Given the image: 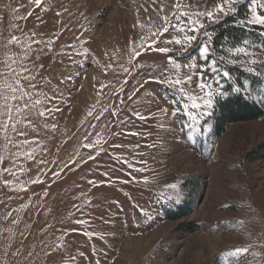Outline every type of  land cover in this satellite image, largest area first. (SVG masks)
<instances>
[{"label":"rangeland","instance_id":"1","mask_svg":"<svg viewBox=\"0 0 264 264\" xmlns=\"http://www.w3.org/2000/svg\"><path fill=\"white\" fill-rule=\"evenodd\" d=\"M163 2L164 13L160 0H0V72L8 71L9 58L17 71L26 66L35 88L22 81L25 99L41 101L14 113L26 133H9L19 147L5 146L0 132V172L15 173L0 174V264H264V157H247L264 143V115L231 124L216 138L218 98L197 131L159 111H171L160 84L141 87L165 69L171 73L169 59L181 75L195 71L185 65H203L204 31L233 12L202 18L187 50L148 48L175 0ZM185 3L207 12L223 0ZM12 36L22 46L9 44ZM232 58L219 67L244 70L227 62ZM251 98L264 111V89ZM46 108L60 110L39 116ZM181 206L188 214L173 219ZM235 247L249 251L238 260L223 255Z\"/></svg>","mask_w":264,"mask_h":264},{"label":"snow or ice","instance_id":"2","mask_svg":"<svg viewBox=\"0 0 264 264\" xmlns=\"http://www.w3.org/2000/svg\"><path fill=\"white\" fill-rule=\"evenodd\" d=\"M36 4L39 5L41 0H35ZM241 2V0H223V3L217 4L215 11H201L193 10L191 3H185V0H175V3L171 6V11L160 17L161 25L158 27V31L154 33L156 37L151 44H148V48H152L153 45L157 43L164 44H176L182 49L187 50V48L196 41L200 35L201 29L204 28L203 19L206 17L209 20H215L217 15H228L230 12H235L236 8L234 5ZM167 5L160 0L159 12L164 13ZM249 16L245 17L243 20L239 21L241 27L249 25H260L264 26V0H248L247 4ZM59 15V13L57 14ZM172 34L170 39L161 40L165 34ZM205 37V42L199 46V59L204 61L203 65L199 67L196 64L185 65L189 69H195V71H190L187 74L181 75L176 69L181 66L178 63H174L169 59V63L173 65L171 73L168 69L162 71L159 76L153 77L151 80L145 81L141 87H144L148 83H157L165 90L164 93L160 94V98L166 100L169 105H171V111L168 107L160 108L159 111L164 115H171L173 118H182V123L185 127L193 130H199L200 121L205 115L208 114V110L212 107L215 99L219 98L221 95L226 93L222 89L221 81L223 79L230 78V71L222 70L219 67L221 62H225V57L221 56L220 61L216 59H211V45L212 37L205 30L203 33ZM264 35V32L260 33ZM9 44H21V41L16 36H12L8 41ZM243 46H239V45ZM22 46V44H21ZM254 49V50H252ZM30 50V49H29ZM160 53H167L169 49L167 47H159L156 49ZM227 52L233 57L227 60L228 63L233 66L241 65L244 70L249 73L251 81L254 85H261L264 87V59L260 56H264V41H261L259 45H255L244 39L243 41L237 40L236 44L231 48L227 49ZM260 53V56L257 55ZM135 55L138 57L141 53L136 52ZM244 59L241 60L240 58ZM10 63L5 61V67L8 69L7 72H0V76L5 77L3 84L0 85V132L4 134L5 146L8 143H12L14 147H19L15 141L10 137L9 133L15 132L17 135L24 136L25 132L17 128V124L20 123L16 119L14 113L19 114L24 109H31L36 107L41 103L40 100H36L34 103L29 104L26 97L30 98L29 92L25 89V85L22 81H28V87L35 88V85L31 83L35 77L31 76L30 69L26 66L21 65L20 71H17L12 65L16 64L15 59L9 58ZM24 73H29V75H24ZM207 73V75H206ZM11 77L12 82L10 83L8 77ZM249 81L246 79L238 87H233L232 91L237 95L242 92L246 93L248 91ZM152 95L153 93H149ZM242 98L250 99L249 96H243ZM45 99H50L45 94ZM14 102V103H13ZM59 108L45 109L44 111H39V116L43 117L45 112L52 114L54 111H59ZM113 115H116L114 112ZM137 118L140 120L148 119V117L140 116L136 114ZM123 123V121L121 122ZM56 125L53 124L52 128L55 129ZM138 133L130 132L128 135L135 136ZM21 143H29L25 140ZM99 144V141L96 142ZM93 145H85V147H92ZM121 145H116L120 147ZM98 154V153H97ZM28 159H34L31 152L25 153ZM90 159H95L94 156H90ZM5 157L0 156V163H3ZM44 163V161H41ZM125 163H128L125 161ZM128 168L133 171H142V169H137L133 164L128 163ZM4 172L9 175H15L8 168H4L0 174ZM58 173H53L57 175ZM130 180L126 182H132L136 178L132 175V172L128 173ZM43 181H33V183H42ZM5 185L11 184V181L5 180ZM89 183H94L89 181ZM26 190V189H24ZM118 203V202H117ZM227 207H232L228 205ZM15 222V221H14ZM78 223H83V221H77ZM228 223H243L242 221H230ZM249 249L247 247H235L231 251L223 253L226 257H235L237 260L243 255L247 254Z\"/></svg>","mask_w":264,"mask_h":264},{"label":"trees","instance_id":"3","mask_svg":"<svg viewBox=\"0 0 264 264\" xmlns=\"http://www.w3.org/2000/svg\"><path fill=\"white\" fill-rule=\"evenodd\" d=\"M248 1L236 7V11L226 16L223 20L215 23L207 28L208 34L212 37L211 51L213 55L227 57L229 53L227 49L236 44L237 40L243 41L247 39L255 45H259L264 41V35H260L264 30L260 26L241 27L239 21L248 16ZM242 45V44H241ZM240 46V45H239ZM230 71V78L221 81L222 89L226 93L219 97L214 104L212 114V134L214 137H220L226 128L235 123L254 122L260 120L264 111L252 98L245 99L243 96H257L262 92L264 87L254 85L251 81L249 73L239 68H224ZM248 80V91L237 95L232 91L233 87H238L245 80ZM249 159H261L264 157V143L260 144L247 153ZM185 206L178 207L172 216L173 219H180L188 214L189 210H185ZM181 227H187V224H181Z\"/></svg>","mask_w":264,"mask_h":264}]
</instances>
